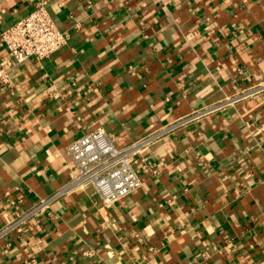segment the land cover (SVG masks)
<instances>
[{
	"label": "crops",
	"instance_id": "obj_1",
	"mask_svg": "<svg viewBox=\"0 0 264 264\" xmlns=\"http://www.w3.org/2000/svg\"><path fill=\"white\" fill-rule=\"evenodd\" d=\"M37 0H0V228L77 173L69 145L117 147L225 106L143 151L142 185L104 205L88 187L0 242V264H264V0H46L70 39L15 62L1 33ZM87 253V254H85Z\"/></svg>",
	"mask_w": 264,
	"mask_h": 264
},
{
	"label": "built area",
	"instance_id": "obj_2",
	"mask_svg": "<svg viewBox=\"0 0 264 264\" xmlns=\"http://www.w3.org/2000/svg\"><path fill=\"white\" fill-rule=\"evenodd\" d=\"M160 2L163 9L168 10L171 0ZM69 39V32L59 29L54 22L47 9L46 0H37L29 15L1 33L2 43L15 62L30 58H49L67 45ZM12 67L4 66L0 62V91L12 88ZM263 90L264 82L242 95H253ZM224 106L225 102H221L195 110L146 133L124 147H117L101 128L89 131L69 145V153L77 167V173L52 196L40 198L27 210H17L11 221L0 228V242L31 222L40 223L49 214L53 202L68 193L92 187L104 205L128 197L143 183L139 171L134 167L137 156L170 134Z\"/></svg>",
	"mask_w": 264,
	"mask_h": 264
}]
</instances>
